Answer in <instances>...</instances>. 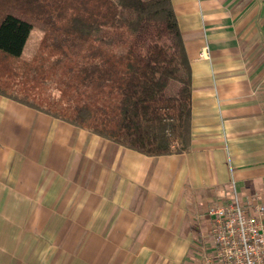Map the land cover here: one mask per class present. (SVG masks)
<instances>
[{
	"label": "crops",
	"instance_id": "crops-1",
	"mask_svg": "<svg viewBox=\"0 0 264 264\" xmlns=\"http://www.w3.org/2000/svg\"><path fill=\"white\" fill-rule=\"evenodd\" d=\"M172 2L191 150L147 156L0 94V264H203L211 205L264 204V0Z\"/></svg>",
	"mask_w": 264,
	"mask_h": 264
},
{
	"label": "trees",
	"instance_id": "trees-1",
	"mask_svg": "<svg viewBox=\"0 0 264 264\" xmlns=\"http://www.w3.org/2000/svg\"><path fill=\"white\" fill-rule=\"evenodd\" d=\"M33 28L37 53H22ZM0 94L147 156L192 146L172 0H0Z\"/></svg>",
	"mask_w": 264,
	"mask_h": 264
},
{
	"label": "built area",
	"instance_id": "built-area-1",
	"mask_svg": "<svg viewBox=\"0 0 264 264\" xmlns=\"http://www.w3.org/2000/svg\"><path fill=\"white\" fill-rule=\"evenodd\" d=\"M201 55L208 56L207 47ZM216 253L207 264H264V204L245 205L236 197L208 208Z\"/></svg>",
	"mask_w": 264,
	"mask_h": 264
},
{
	"label": "rangeland",
	"instance_id": "rangeland-1",
	"mask_svg": "<svg viewBox=\"0 0 264 264\" xmlns=\"http://www.w3.org/2000/svg\"><path fill=\"white\" fill-rule=\"evenodd\" d=\"M43 36V31L40 28H33L29 38L25 44L22 57L24 59H31L38 51L41 39ZM255 205V204H254ZM210 216V215H209ZM212 237V240H211ZM208 236L207 242L202 243L199 250L200 257L202 258V263L207 264V258L213 257L216 253V247L213 242V235Z\"/></svg>",
	"mask_w": 264,
	"mask_h": 264
}]
</instances>
